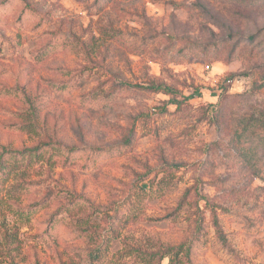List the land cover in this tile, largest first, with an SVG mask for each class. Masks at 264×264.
<instances>
[{"label": "rangeland", "instance_id": "rangeland-1", "mask_svg": "<svg viewBox=\"0 0 264 264\" xmlns=\"http://www.w3.org/2000/svg\"><path fill=\"white\" fill-rule=\"evenodd\" d=\"M255 117L264 0H0V263L264 264Z\"/></svg>", "mask_w": 264, "mask_h": 264}, {"label": "trees", "instance_id": "trees-1", "mask_svg": "<svg viewBox=\"0 0 264 264\" xmlns=\"http://www.w3.org/2000/svg\"><path fill=\"white\" fill-rule=\"evenodd\" d=\"M68 86H61L60 89H65ZM155 91H159L161 87L153 88ZM232 144L234 146L235 152L239 155V157L243 160V162L254 172L257 176H263L262 175V169L260 168V163L258 159V152L259 148L264 149V119L262 118H250L244 121L242 119L239 122V126L234 134V139L232 141ZM39 147L29 150L31 153H36L39 151ZM27 152H19L14 154L11 151H4L0 154V171L8 170L9 165L5 161L6 158L13 157H21L23 154L28 153ZM18 160V158H17ZM38 207L37 205L30 206L26 212H23L20 209H17V211H21V213H24L25 215L32 216L35 214L38 210H35V208ZM174 249L166 250V252H161V250L157 252H145L138 250L137 255L142 257L144 261H149V263H152L156 258L159 259V261H162L166 255H169L170 253H174ZM181 250H177L175 252L176 259L173 257L170 261V264H191L190 260L188 259L189 252H184V260H178L177 257H179ZM91 258H94L92 254H90ZM13 264V262H10ZM3 264V263H0ZM160 264V262H159Z\"/></svg>", "mask_w": 264, "mask_h": 264}, {"label": "built area", "instance_id": "built-area-1", "mask_svg": "<svg viewBox=\"0 0 264 264\" xmlns=\"http://www.w3.org/2000/svg\"><path fill=\"white\" fill-rule=\"evenodd\" d=\"M206 69L209 70L210 69V66H207Z\"/></svg>", "mask_w": 264, "mask_h": 264}]
</instances>
